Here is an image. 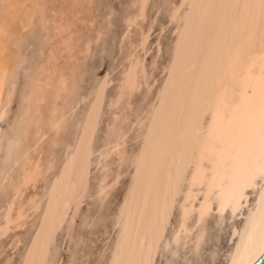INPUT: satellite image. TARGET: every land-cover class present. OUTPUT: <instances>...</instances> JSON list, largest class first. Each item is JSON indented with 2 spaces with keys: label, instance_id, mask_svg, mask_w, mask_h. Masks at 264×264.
Masks as SVG:
<instances>
[{
  "label": "bare ground",
  "instance_id": "1",
  "mask_svg": "<svg viewBox=\"0 0 264 264\" xmlns=\"http://www.w3.org/2000/svg\"><path fill=\"white\" fill-rule=\"evenodd\" d=\"M1 1L3 128L7 126L1 121L7 104L15 28L21 25L23 16L27 21L33 16L30 7V14H24L28 1L33 8L41 3ZM92 1L63 0L59 18L53 20L45 62L34 78L22 114L19 112L21 135L12 141L15 147L9 146L5 155V166L18 169L0 208V237L39 217L31 239L23 241L26 244L17 264H58L56 234L68 220L72 221L79 200L85 196L86 183L81 188V183L87 181L84 172L90 167L100 169L91 195L102 205L128 169L129 183L105 222L108 225L103 233H111V238L107 246L103 244V264H254L264 253V0L172 2L167 11V22L172 24L168 51L172 55L160 67V74L166 77L132 119V95L142 86L149 92L157 83L145 66L146 56L154 46L149 60L154 69L161 52L160 39L149 43L154 26L139 28L137 39L125 52L117 92L108 103L106 141L98 149L90 146L100 106L90 108L82 114L83 119L78 117L81 122L76 118V130H72L77 136L68 141L54 178L50 176L52 181L42 191H32L54 167L53 153L48 158L42 156V140L50 132L56 136L65 128L67 117L81 99L67 101L74 84L57 63L63 51L69 59L75 57L77 33L72 31L73 20H78ZM147 2L132 0L137 7L125 17L122 39L143 20ZM227 25L231 27L225 45L218 49L217 38L225 33ZM135 124L142 130L129 162L131 152L127 153L125 144ZM53 139L54 146L57 140ZM20 242V237L13 235L8 246L14 249ZM11 259L5 264H15Z\"/></svg>",
  "mask_w": 264,
  "mask_h": 264
},
{
  "label": "rangeland",
  "instance_id": "2",
  "mask_svg": "<svg viewBox=\"0 0 264 264\" xmlns=\"http://www.w3.org/2000/svg\"><path fill=\"white\" fill-rule=\"evenodd\" d=\"M62 1L63 0H39V2L41 3L39 8H33L32 4H29L28 3L29 1H28L26 7L24 8L25 9L24 14L25 13H26L25 15L30 14L29 13L30 9L27 11V8L30 7L32 9L31 12H33V16H31V18L29 19L30 22L27 21V18L26 19L24 18L25 16H23L21 25L19 24L15 28L16 41H14L15 43L11 51L12 52L11 55H13V59H12L13 64H11V67H10L11 70H10V75L8 77V84L6 87V92L8 91L9 93L7 92V97H6L7 104H5L4 106V111H3L4 113L2 114L3 116H2V121H1L2 125L5 124L7 126L5 127L3 125V128L0 127V132L1 131L3 133L5 132L4 134L2 132L0 133V137H1L0 138V162H1L0 163V174H1L0 175L1 176L0 177V184H1L0 185L1 187L0 188V208L4 205L6 201V198L8 196V191L11 186V181L13 180V177H15V173L17 172V169H18L17 166L14 167V169L11 166H10L11 169L9 166H5V162H4L5 155H6V152L9 146L11 147L12 141L21 135L20 134V125H21L20 115L22 114L21 111H23L22 107H25L24 104L27 101L26 97L28 96V94L30 93L32 89L34 78L36 74L39 72V70L41 69L40 67L45 62V58H46L48 49L51 44L49 42V38L52 37V33L54 31L53 30L54 28L53 20L54 18H59L58 10L63 9L62 6L64 4ZM174 1L176 0H148L147 5H146V10H145V16L143 18L144 21L143 20L139 21V25H137L138 27H136V25L131 27L129 30V35L124 37L125 39H122L121 37V34L125 28V23H124L125 17L129 15L130 12L133 13L137 7L134 3H132V0H93L90 5L91 7L90 6L87 7L82 12V14H80L78 20H73L74 24L72 26V31L74 30L73 33L74 32L77 33V35L74 33L76 35V39L74 41L75 57L73 59H69L67 51L65 52L63 51L62 52L63 54H61L62 56L61 60L59 59L57 65L59 67L61 66L65 68L67 75L69 73L68 77L70 76L72 77L70 79L73 81V84H74L73 86H71V88L72 87L73 88L72 89L70 88L72 92L71 94L73 95L68 94V96H66L67 101L70 102L73 99L75 100L76 99L78 100L79 98L81 99H79L80 100L79 104H77V106L73 109L71 114L67 117L68 119L65 124V128H63L59 132V134L56 136L50 132L42 140V143H41L42 156L44 158H48V157H51L52 155L51 153H53L54 155L53 157L54 165L53 166L54 167L51 168L49 172L45 173V175H43L39 179V181L36 183V186H35L36 189H33L32 187H30L29 191H31V188H32V191L36 190L35 192H40L44 188L47 187L46 185H48V183L52 181V179L54 178L57 172V167L61 161L62 152L64 151L68 141L69 140L71 141L72 138L77 136L75 134L76 128L74 127H76L78 120H80V122L82 121L83 119L82 114L83 113L85 114L87 110L88 111L90 110V108L91 110H93L96 107L100 106V113H101V114L100 113L98 114L97 124L92 133V137L90 140V146L93 149L95 148L98 149L101 146V144L106 141L107 139V135H106V125L107 124L106 123L109 119V114H110L108 103H109V100L112 97H114L115 93L117 92L118 80L120 77L119 75H121L120 73L122 71L121 65L125 63L124 57H126V53L129 51L128 48H130V42L131 41L133 42L137 39L139 28H146L152 24L154 27H152L153 29L149 37L150 38L149 43L154 42L157 38L160 39L161 52L158 56L157 64L155 66L157 70L155 68L152 69V64H151L152 56L154 55V46L151 48V50L146 56L145 66L147 70L149 69L148 70L149 74H152L154 76V77L152 76L151 78H155V77L157 78V81H156L157 83L154 84L153 88H151L149 92L146 91L147 89L144 86H142L140 90L136 91V93L132 95L131 100H130L131 102V110L129 112L130 117L132 118L139 111H141L143 107L146 106V104L148 103V101L153 96L154 92L156 91L157 89L156 87H158V85L161 83V80L163 82L166 77L165 74L164 75L160 74V71H161L160 67H162L163 63L169 60L171 58L170 55H172V52H169L170 42L172 38V34H171L172 24L167 22L168 21L167 11H168L170 4ZM0 3L2 4L1 0H0ZM41 5H44V7ZM64 9H65V6H64ZM64 16H66V14ZM46 18H47V21L45 20ZM105 18L106 20L104 21L103 19ZM232 18L233 16H231V20ZM88 20H91V21L89 23H86V21ZM22 25L25 28L20 27ZM230 27L231 26L227 25L225 33L217 38V46L219 47L218 49H221L224 47L225 38L229 34ZM98 29H101V30L98 31ZM79 35L81 36V38L77 39V36L79 37ZM95 35L97 36L95 37ZM89 39L91 41H89ZM53 42L56 43V40ZM127 42L129 43V45ZM168 56H169V59H168ZM149 60H151L150 64H149ZM148 65H150L151 67H149ZM151 70H154L153 73H150L152 72ZM98 72H99V75H98ZM103 78L105 79L103 80ZM78 117L79 118L82 117V119H79ZM76 118H78V120ZM74 122H77V123L74 124ZM133 128L134 129H132L129 132V135L127 136L126 144H125L127 153H129V151L131 152L129 154L130 155L129 162L131 161L133 157L132 154H133L134 149L136 148L135 144L137 143L136 146H138L139 144V139L137 140L136 137L139 135L140 131L142 130L141 129L142 127L136 124L134 125ZM72 129H75V130H72ZM53 138L57 140V143L54 145L55 147L52 145V142H51V141H54ZM50 143L52 147L51 145H49ZM98 169L99 168L90 167L85 171L86 173L84 172L83 178L85 181L86 180L87 181L81 183V188H83L82 185H85L86 183L87 190L84 194L85 196H83V198L79 200L80 202L78 203V208H77V211L72 221L68 220L67 224H65L56 234L57 235L56 236V247H57L56 248V253H57L56 259H57L58 264H69V262H72V264H100V263L103 264L104 262V260L101 259L102 255H103V258L105 257L104 255L105 251L103 250L106 249V246H107L106 244L107 243L109 244V241H110L109 238H111V233L109 232L106 234L103 233L104 227L108 225L107 223L109 219L107 218L113 212L117 202L119 201L120 197H122L124 190L126 189V186L129 183L128 180H130V172L127 169L125 173L121 175V177L119 178L120 180L117 182V184H115L112 187L107 198L101 205L96 199V197L93 196L92 198V195H91L93 188L95 187L96 179L98 178L97 174L100 175V171H99L100 169L99 170ZM50 176H52L53 178L52 177L50 178ZM86 176H88L89 178ZM3 181L5 182L4 184H3ZM175 215H176V212L173 213L172 220H174ZM38 219L39 217L33 218V219L30 218V220H28L30 223L29 224L26 223L23 228L11 230V232L9 231V233H7L6 236L4 235V237L3 236L0 237V264L2 263L5 264L6 260L9 259L10 257L13 259V260L11 259L12 261H15V264L18 263L17 261L19 260V258L21 259V255L23 253L22 250L24 251L23 248H24V245L26 244L24 242H27L31 239V238L29 239V237L30 235L31 236L33 235L34 233L33 228L35 229V224L37 223ZM88 219L89 221L87 222V225H86L85 221H87ZM70 222L72 223L71 225L69 224ZM92 232H94V234ZM13 235H17L21 239V242L17 245L18 247L16 246L14 248L15 251L14 249H11L8 246ZM225 236H226L225 231H223L222 233V239H224L222 240L223 244L225 243ZM95 239L98 240V242ZM103 244H105L106 246ZM101 246L102 247L104 246V247L102 248ZM97 252H98V255H97ZM98 259L100 261H98L97 263V261L95 260H98Z\"/></svg>",
  "mask_w": 264,
  "mask_h": 264
},
{
  "label": "water",
  "instance_id": "3",
  "mask_svg": "<svg viewBox=\"0 0 264 264\" xmlns=\"http://www.w3.org/2000/svg\"><path fill=\"white\" fill-rule=\"evenodd\" d=\"M254 264H264V253Z\"/></svg>",
  "mask_w": 264,
  "mask_h": 264
}]
</instances>
